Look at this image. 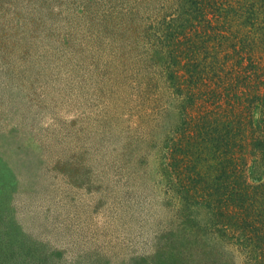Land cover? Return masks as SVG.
Returning a JSON list of instances; mask_svg holds the SVG:
<instances>
[{"label": "rangeland", "instance_id": "1", "mask_svg": "<svg viewBox=\"0 0 264 264\" xmlns=\"http://www.w3.org/2000/svg\"><path fill=\"white\" fill-rule=\"evenodd\" d=\"M154 15L144 0H0V264H155L176 198L143 60Z\"/></svg>", "mask_w": 264, "mask_h": 264}, {"label": "trees", "instance_id": "2", "mask_svg": "<svg viewBox=\"0 0 264 264\" xmlns=\"http://www.w3.org/2000/svg\"><path fill=\"white\" fill-rule=\"evenodd\" d=\"M150 1L143 60L176 198L155 264H264V0Z\"/></svg>", "mask_w": 264, "mask_h": 264}]
</instances>
